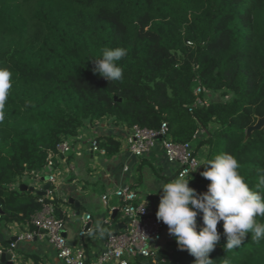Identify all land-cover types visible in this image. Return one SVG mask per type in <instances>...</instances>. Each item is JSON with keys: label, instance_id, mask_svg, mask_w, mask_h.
I'll return each instance as SVG.
<instances>
[{"label": "trees", "instance_id": "trees-1", "mask_svg": "<svg viewBox=\"0 0 264 264\" xmlns=\"http://www.w3.org/2000/svg\"><path fill=\"white\" fill-rule=\"evenodd\" d=\"M104 47L128 50L118 62L121 81L94 72ZM0 65L13 74L0 122V229L30 227L41 204L20 190L22 179L46 166L62 137L71 142L97 120L153 129L165 122L176 143L201 137L193 148L205 146V158L189 181L198 194L210 183L202 164L225 152L236 157L249 186L264 192V127L244 139L264 115V0H0ZM196 85L201 99L213 91L229 98L197 104ZM95 140L107 158L119 150L113 135ZM47 202L63 218L57 200ZM222 225L209 254L214 264L224 257L231 264H264V240L257 244L246 234L239 248L226 251ZM166 231L154 261L137 256L133 262L193 264Z\"/></svg>", "mask_w": 264, "mask_h": 264}, {"label": "crops", "instance_id": "crops-1", "mask_svg": "<svg viewBox=\"0 0 264 264\" xmlns=\"http://www.w3.org/2000/svg\"><path fill=\"white\" fill-rule=\"evenodd\" d=\"M126 131L127 127L123 124H107L97 120L78 130V134L71 140V152L54 157L52 168H44L36 175L22 179L23 184L33 187L35 191L45 183L42 177L48 173L55 175V183L51 185L54 191L52 199L57 200L56 205L63 215L66 238L69 243L83 244L87 264H92L95 257L103 250L107 236L106 234L101 239L98 234H94L97 220L103 222L109 233L119 231L125 225L117 209L115 190L129 186L138 190L147 201L158 200L162 195V190L158 187L164 183V177L173 176L172 167L166 164L158 146L142 158L128 152L122 141ZM100 135H113L119 140V150L111 158L90 149V139ZM200 138L197 135L191 141L192 147ZM198 151L203 161L206 147L202 146ZM155 189L157 191L154 193ZM70 198L78 202V207L69 203ZM86 214L90 215V220L87 221L89 231L82 239H78L77 233ZM27 228V224L10 223L0 229V233L8 246L6 240H10ZM167 235L165 229L154 246L162 248L168 239ZM34 261L37 264H63L56 257L53 247L45 240L16 242L12 250V264H33Z\"/></svg>", "mask_w": 264, "mask_h": 264}, {"label": "clouds", "instance_id": "clouds-1", "mask_svg": "<svg viewBox=\"0 0 264 264\" xmlns=\"http://www.w3.org/2000/svg\"><path fill=\"white\" fill-rule=\"evenodd\" d=\"M127 55L128 50L124 47H104L101 57L94 59V72L109 82L121 81L124 69L118 62ZM12 75L10 68L0 65V122L5 119ZM202 165L205 170L201 175L210 181L207 191L198 194L189 187L192 177L189 172L182 171L158 187L162 195L155 215L158 221L167 225L177 245L195 258L193 264H214L209 254L220 239L217 224L221 221L226 234V251L239 248L246 234H251L257 244L264 240V222L258 219L264 218V192L249 186L239 171L241 165L230 153L216 154ZM197 210L202 213L203 220L199 231ZM94 234L103 239L109 229L97 220ZM223 264H231L230 259L224 257Z\"/></svg>", "mask_w": 264, "mask_h": 264}, {"label": "built area", "instance_id": "built-area-1", "mask_svg": "<svg viewBox=\"0 0 264 264\" xmlns=\"http://www.w3.org/2000/svg\"><path fill=\"white\" fill-rule=\"evenodd\" d=\"M200 93L201 87L196 85L193 95L197 104L200 102ZM122 141L128 152L138 158L146 156L151 149L158 146L166 164L172 167L171 173L174 178L182 171L189 172L192 176L200 168L201 158L199 153L194 151L191 141L186 143L172 141L165 122L156 129L132 125L127 128ZM89 146L93 152L104 153V150L98 147L95 137L90 139ZM71 150V142L66 137H62L56 144V152L49 153L44 168H52L54 157L66 155ZM46 176L50 186L43 196L36 195L35 191H28L29 194L36 195L37 201L41 204V208L30 216V227L15 235V240L8 246L0 247V254L12 253L18 241L39 239L47 241L53 247L56 257L63 264H87L83 244L69 243L65 235L64 219L57 217L53 204L47 202L52 199L54 193L51 185L55 183V175L48 173ZM114 194L118 201L117 209L124 219L126 228L107 234L104 248L92 264H130L131 259L137 256L148 257L154 261L158 249L154 243L161 238L163 231L167 228V225L158 221L155 215L159 200L147 201L138 190L129 186L116 189ZM89 220L90 215L86 214L77 233L78 239H82L89 231V227H86ZM163 261L161 259V262Z\"/></svg>", "mask_w": 264, "mask_h": 264}, {"label": "water", "instance_id": "water-1", "mask_svg": "<svg viewBox=\"0 0 264 264\" xmlns=\"http://www.w3.org/2000/svg\"><path fill=\"white\" fill-rule=\"evenodd\" d=\"M116 99V98H115ZM264 127V115L261 116V117H258L255 121L254 124L248 126L245 130V135H244V139H247L250 134L255 131V130H259L261 128ZM48 177L47 176H44L42 177V180L45 182L42 187L38 190H35V194L38 195V196H43L45 194V190L49 188L50 186V183L47 181ZM20 190L21 191H34V188L33 187H28L24 184H21L20 185ZM69 203H73L75 207H78V202L72 198L69 199ZM1 211V210H0ZM86 227L88 228L89 227V224L86 225ZM123 228L125 229L126 226L123 225ZM15 240V237L11 238L10 240H6V242L10 243L12 241ZM4 241L1 233H0V243H2ZM0 264H12V253L10 252H5V253H2L0 254Z\"/></svg>", "mask_w": 264, "mask_h": 264}, {"label": "rangeland", "instance_id": "rangeland-1", "mask_svg": "<svg viewBox=\"0 0 264 264\" xmlns=\"http://www.w3.org/2000/svg\"><path fill=\"white\" fill-rule=\"evenodd\" d=\"M229 98V95H224V94H222L220 91H213V92H207V94L205 95V97L203 98V99H201L200 98V102H199V104H201V103H203L204 104V102H205V104L206 103H208V102H210V101H212V100H226V99H228ZM105 123H107V124H109V123H113V122H110V120H108V121H104ZM210 129H212V127H214V124H211L210 125ZM201 156H203V155H201ZM205 158V157H204ZM203 158V159H204ZM202 159V160H203ZM164 181V183H166V182H168V180L167 181H165V180H163ZM170 181V180H169ZM160 199V198H159ZM158 199V200H159ZM166 246V244L162 247V248H164ZM137 259V257L136 258H134V259H131V261H130V263L132 264V262L134 261V260H136ZM133 264H135L134 262H133Z\"/></svg>", "mask_w": 264, "mask_h": 264}]
</instances>
